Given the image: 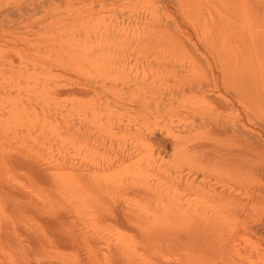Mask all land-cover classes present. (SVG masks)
I'll use <instances>...</instances> for the list:
<instances>
[{
    "label": "rangeland",
    "instance_id": "obj_1",
    "mask_svg": "<svg viewBox=\"0 0 264 264\" xmlns=\"http://www.w3.org/2000/svg\"><path fill=\"white\" fill-rule=\"evenodd\" d=\"M0 176V264H264V0H0Z\"/></svg>",
    "mask_w": 264,
    "mask_h": 264
},
{
    "label": "bare ground",
    "instance_id": "obj_2",
    "mask_svg": "<svg viewBox=\"0 0 264 264\" xmlns=\"http://www.w3.org/2000/svg\"><path fill=\"white\" fill-rule=\"evenodd\" d=\"M60 106H62V105L60 104ZM12 161H13L14 164H20V165H24L25 163H28V165H29L28 169L30 170L32 175L35 174L36 177H38V179H40L42 181V183L45 184L48 187V189H50V190H51V187L61 189L62 188L61 186L64 187V185H65V188H68V185H67L68 183H64L65 180L67 182V177H68L66 171L63 173V175L66 176V177H61V179H58V176L56 175V173H52V174L45 173V170L48 167V166H46L47 164L46 165L45 164H41L40 162H37V163L33 164V162H27V161L23 160V158H21V156H18V155H15V157L12 160H10V162H8V163H11ZM34 170H35V172H34ZM7 185H6L5 180L3 179V177L0 176V195L2 194L4 200L6 202H8L9 204H11V206L13 205L14 209H16L15 211L22 212V213L25 211V212L29 213L28 210L33 211V210L37 209V207H35V206H37V204H34L32 201L31 202L33 204L30 203V205H28V204H26L25 206H23L21 204L16 205L17 197L20 196L21 194H24V191L22 189L18 188V187H15L14 185H10V186H7ZM34 212H37V211H34ZM30 213H32V212H30ZM18 215H20V213ZM68 216H69L68 212H66L65 214L55 213L54 215L52 214V216H48L46 218V221H44V220L43 221L46 222L45 225H47V227L49 226V228L51 230H54V231L56 230L57 233L61 232L60 234L63 235L62 234V230L63 229L61 228L63 226V224H61V221H62V223H64L63 220H65V219L67 220ZM58 223L61 224V227L58 226ZM29 229H27V230H29ZM31 232L27 231V233L25 232L23 234H20L22 236V239H20V241H19V243L21 245H23V244L28 245L29 249L33 248L35 246L34 241L37 240V238H36L37 234L36 233H31ZM65 232H67V231L65 230ZM3 234H4V230L2 228H0V243L5 238V235L3 236ZM53 234H54V232H53ZM53 234H52V236H55ZM61 235L57 234V236H55L53 238L51 237V239H49V241L52 240L54 243L59 242V243H62L63 245H65V246L69 247L72 244V242H73L72 235L70 234V232H69V234L66 233V235H63V236H61ZM47 241H48V239H47ZM39 244H40V242H39ZM45 246H47V245H45ZM45 246H44V248H45ZM23 247H25V245ZM42 247H43V245H42ZM39 262H41V261H39ZM59 262H61V261H58V263H52V261H49L47 263L43 262L42 264H67L65 262V260H63L61 263H59Z\"/></svg>",
    "mask_w": 264,
    "mask_h": 264
}]
</instances>
